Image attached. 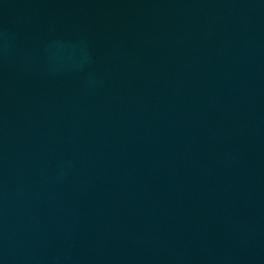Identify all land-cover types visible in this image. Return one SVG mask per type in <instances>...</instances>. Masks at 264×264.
<instances>
[{
    "label": "water",
    "instance_id": "95a60500",
    "mask_svg": "<svg viewBox=\"0 0 264 264\" xmlns=\"http://www.w3.org/2000/svg\"><path fill=\"white\" fill-rule=\"evenodd\" d=\"M0 264H264V0H0Z\"/></svg>",
    "mask_w": 264,
    "mask_h": 264
}]
</instances>
